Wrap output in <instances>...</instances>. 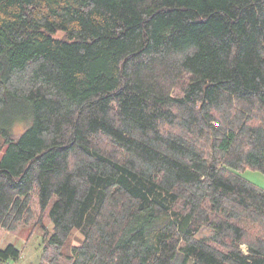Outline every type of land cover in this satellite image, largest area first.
Here are the masks:
<instances>
[{"label":"trees","instance_id":"trees-1","mask_svg":"<svg viewBox=\"0 0 264 264\" xmlns=\"http://www.w3.org/2000/svg\"><path fill=\"white\" fill-rule=\"evenodd\" d=\"M5 146L38 264H264V0H0Z\"/></svg>","mask_w":264,"mask_h":264},{"label":"rangeland","instance_id":"rangeland-1","mask_svg":"<svg viewBox=\"0 0 264 264\" xmlns=\"http://www.w3.org/2000/svg\"><path fill=\"white\" fill-rule=\"evenodd\" d=\"M22 125L18 126L15 130L14 138L17 140L24 132ZM6 152L5 148L0 152V160ZM243 177L252 184L264 187V173L248 170L243 173ZM36 219L26 225L23 224L17 231L9 232L2 231L0 234V249H5L8 245H15L21 251V258L17 261H10L8 264H38L45 246V232L42 229V225H35ZM45 223L49 230L52 232L53 225L45 220ZM83 237L79 232H75L71 237V245H78L82 241ZM242 249L247 253L246 246H242Z\"/></svg>","mask_w":264,"mask_h":264}]
</instances>
